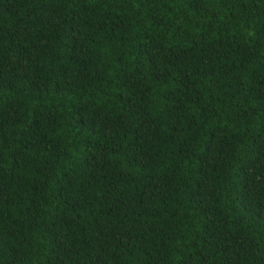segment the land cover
<instances>
[{"label":"trees","instance_id":"obj_1","mask_svg":"<svg viewBox=\"0 0 264 264\" xmlns=\"http://www.w3.org/2000/svg\"><path fill=\"white\" fill-rule=\"evenodd\" d=\"M0 264H264V0H0Z\"/></svg>","mask_w":264,"mask_h":264}]
</instances>
